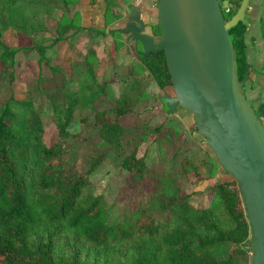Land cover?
<instances>
[{
  "label": "trees",
  "instance_id": "trees-1",
  "mask_svg": "<svg viewBox=\"0 0 264 264\" xmlns=\"http://www.w3.org/2000/svg\"><path fill=\"white\" fill-rule=\"evenodd\" d=\"M102 1L97 19L103 26L119 21L120 1ZM240 2L229 0L226 19ZM54 3L61 4L64 13L55 41L46 45L39 39L47 29L32 12L53 16ZM70 6L67 0H0V264H249L245 245L251 244V228L236 180L228 172L216 180L201 175V167L214 170L219 165L207 145L134 115L145 92L130 75L146 72L162 95L172 87L164 53L145 58L139 53L127 75L118 66L113 81L125 83L122 93L112 105L97 106L108 85L96 74L93 47L81 57L74 50L77 57L67 59V70L53 63L55 46L62 40L85 31L93 37L103 33L104 27L92 25L94 10L85 16L88 24L80 20V6L69 15ZM8 28L30 35L33 44L11 48L3 40ZM246 29V23L239 22L229 30L240 79L248 67ZM110 32L122 35L117 29ZM19 50L37 53L39 67L32 96L24 99H17L13 89ZM56 80L62 84L55 92L43 100L34 97L45 81ZM77 110L84 112L83 128L72 132L68 126ZM178 110L181 116L190 114L181 106ZM47 124L58 132L51 145L43 139ZM90 129L97 130L96 136ZM147 139L156 141L163 169L152 170L138 156ZM90 141L91 147L82 152ZM108 162L128 173L115 200L95 194L91 187L90 175ZM190 171L196 182L212 181L205 188L204 206H195L192 194L177 183ZM145 177L152 178L148 190L139 184Z\"/></svg>",
  "mask_w": 264,
  "mask_h": 264
},
{
  "label": "water",
  "instance_id": "water-1",
  "mask_svg": "<svg viewBox=\"0 0 264 264\" xmlns=\"http://www.w3.org/2000/svg\"><path fill=\"white\" fill-rule=\"evenodd\" d=\"M250 2L241 0L226 19L220 0H158V40L137 10L117 31L141 44L143 58L164 53L174 91L161 95L167 113L186 109L194 121L190 132L202 136L222 170L236 180L251 228V244L245 245L249 264H264V103L244 93L249 68L240 79L229 34L246 23Z\"/></svg>",
  "mask_w": 264,
  "mask_h": 264
},
{
  "label": "rangeland",
  "instance_id": "rangeland-1",
  "mask_svg": "<svg viewBox=\"0 0 264 264\" xmlns=\"http://www.w3.org/2000/svg\"><path fill=\"white\" fill-rule=\"evenodd\" d=\"M119 1L123 3L125 0ZM157 1L158 0H155L154 5L157 3ZM67 2L69 5H71L69 8V15L74 14L77 6H80L81 12H79V16L82 23H91L90 20L88 21L85 16L90 13V9L94 10L93 13L96 14V16L92 21V25H95L96 27L98 26L100 28L104 27V29L101 35L93 37L90 36L92 34L89 33V31H85L80 33L79 37H74V40H62L56 44L55 48L57 50V59L53 63L59 64L67 70V59H74L77 57L74 50L78 52V54L80 53L81 57L89 47H93L96 54L95 63H97L96 74L100 80L106 81L108 85L105 99L99 100L97 102V106L106 107L112 105L115 103L125 87V83L123 81H113L116 68L120 66L124 75H127L129 64L133 60L138 59V54L142 52L141 44L128 39L124 40L123 34L114 36V34H112L110 31L111 29H117V26L115 25L116 22H112L110 24L107 23L105 26H103V22L97 19V17H99L97 14L100 13L99 8L101 5H103L102 0H67ZM127 3V5L122 6L121 10L119 9L117 11V14L121 17L117 23L123 21L125 18L124 11H126V14H128L127 19L129 18L131 12H133L134 7L130 5V0ZM228 4L229 0H222V7H225ZM53 6V16L42 12H32L33 16H36L38 19L43 21L47 29L45 33H41L40 39L38 38L40 42H43L46 45L55 41L54 37L57 35L58 20L61 19L64 13L63 6L61 4L54 3ZM152 17L153 18H150L146 21V26H148L149 30L153 32L156 40H158L160 38V34L157 28L158 23L155 6ZM64 21L66 22L67 20L64 18ZM151 27L155 28L154 31H152L153 29H151ZM39 35L40 33L36 34L35 37ZM109 37H113V42L111 45H109ZM3 40L6 44L14 49L29 47L33 44L30 35L18 33L10 28L4 31ZM73 46H75L74 49L72 48ZM36 57L37 53L35 52L28 53L25 50H19L16 53L14 65L15 81L13 82V89L17 99H24L32 96V89L34 87L33 82L39 71ZM0 68H2V66H0ZM137 69L139 70V68ZM129 79L130 81L144 88L145 92V95H143L135 105V116H138L142 121L148 123L149 125L151 124L152 126L163 124L167 128L174 129L175 132H177L180 136L188 137L196 144L198 143L205 145L202 143L203 138L201 135L196 132H190V129L194 128V121L191 114H184L181 116L179 113L182 112V110L180 109L179 113H167V106L161 100L162 90L157 87V85L153 80H151L150 76L146 72H143L140 69L137 71V73H135V75H130ZM61 84L62 83L59 80L52 82L45 81L42 86H39V91H34L33 95L34 97L39 98V100H43L45 97H48L50 93L55 92L54 89L60 87ZM165 91L174 95V91L171 86L166 87ZM245 92L248 95L247 87ZM83 113L84 112L80 110L74 112L71 122L68 126L72 132H78L83 128L80 122ZM93 114L94 112H89L90 118L92 120ZM262 121L264 122V117ZM90 132L95 136L97 134L96 129H90ZM57 138L58 132L55 126L53 124H47L43 133L44 141L48 145H51L57 140ZM91 142L92 141L89 142L88 146L80 148V150L84 152L86 148H90ZM154 142L156 141L150 139H147L145 142H143L138 149V156L143 157L149 164L150 168L154 171H157L159 169H163L162 165L164 161L160 156L161 151L158 148V145ZM200 174L203 176H211L213 180L220 179L225 176L220 165H217V168H214V170H212L210 165L201 167ZM127 177V172L121 171L118 167H115L113 164L108 162L106 164H102L90 175L91 187L95 194L105 193L111 200H115L118 190L126 184ZM225 177L228 176L226 175ZM196 178L197 176L195 175L194 171H190L186 173V175L179 177L177 183L186 193L192 194L190 200L195 206H204L208 203V200L203 196L205 188L212 181L206 180L196 182ZM151 180V177H145L140 181L139 184L144 190H148L152 186ZM243 263L248 264L247 261Z\"/></svg>",
  "mask_w": 264,
  "mask_h": 264
},
{
  "label": "crops",
  "instance_id": "crops-1",
  "mask_svg": "<svg viewBox=\"0 0 264 264\" xmlns=\"http://www.w3.org/2000/svg\"><path fill=\"white\" fill-rule=\"evenodd\" d=\"M127 2H129V0L120 3L122 5H127ZM154 2L155 0H130V5L134 7V10L139 11L141 17L147 21L153 18L154 6L156 5H154ZM124 13L125 18L123 21L115 23L117 29L123 26L128 20V14H126V11H124ZM132 13L133 12H131V14ZM246 26V57L249 68L247 83L248 97L258 98L261 103H264V0H251L250 6L246 12ZM146 31L151 33L148 26H146ZM123 37L124 40L128 39L125 35H123ZM109 40V45H111L113 37H109Z\"/></svg>",
  "mask_w": 264,
  "mask_h": 264
},
{
  "label": "built area",
  "instance_id": "built-area-1",
  "mask_svg": "<svg viewBox=\"0 0 264 264\" xmlns=\"http://www.w3.org/2000/svg\"><path fill=\"white\" fill-rule=\"evenodd\" d=\"M223 9H224V11H225L226 13H228L229 10H230L229 4L226 5L225 7H223Z\"/></svg>",
  "mask_w": 264,
  "mask_h": 264
},
{
  "label": "flooded vegetation",
  "instance_id": "flooded-vegetation-1",
  "mask_svg": "<svg viewBox=\"0 0 264 264\" xmlns=\"http://www.w3.org/2000/svg\"><path fill=\"white\" fill-rule=\"evenodd\" d=\"M246 87H247V85H246ZM246 87H244V93H245V94H246V92H245ZM246 96H249V95L246 94Z\"/></svg>",
  "mask_w": 264,
  "mask_h": 264
}]
</instances>
